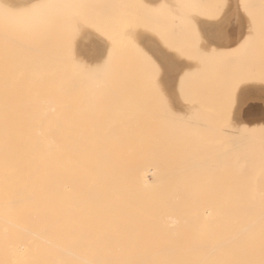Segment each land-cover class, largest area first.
<instances>
[{
    "label": "bare ground",
    "instance_id": "bare-ground-1",
    "mask_svg": "<svg viewBox=\"0 0 264 264\" xmlns=\"http://www.w3.org/2000/svg\"><path fill=\"white\" fill-rule=\"evenodd\" d=\"M35 5L45 2L0 0V264H264V183L242 181L262 169L243 171L245 148L197 156L195 139L191 147L172 124L170 139L166 123L104 122L97 76L17 58L28 29L20 32L18 11ZM36 6L30 24L44 14ZM194 125L180 126L192 135Z\"/></svg>",
    "mask_w": 264,
    "mask_h": 264
},
{
    "label": "rangeland",
    "instance_id": "rangeland-1",
    "mask_svg": "<svg viewBox=\"0 0 264 264\" xmlns=\"http://www.w3.org/2000/svg\"><path fill=\"white\" fill-rule=\"evenodd\" d=\"M42 1L45 2V6H35L43 10L45 15L35 20L31 19L33 26L30 24L32 15L29 11L35 6L22 7L18 11V22L21 21L18 25L22 23L25 26L19 25L20 32H24L25 28L28 29L22 37L25 42H21L22 45L20 43L19 48L14 49L17 58L19 56L22 60L23 57L29 59V63L27 60L25 63L31 66H33L30 63L32 59L50 58L54 59V66L56 63V66L61 69L64 65L66 74L71 75L72 71L76 75L80 73L85 76H97V81L100 80L99 91H101L99 95L101 99L97 107L102 111L98 114L102 120L105 117L104 122L108 120L110 123H117L128 120V122H146L153 125L166 123V127L172 124L176 127L164 126L168 129V135L172 132L170 139L174 137L176 129H178V135L182 134L184 140H189L187 144L195 139L197 156L199 151H202L203 155L204 147L223 146L230 149L235 146L234 143L238 144L239 150L236 152L235 146V154L240 155L239 151L245 148L241 159L245 152L247 155L246 157L244 155L245 159L243 157L242 163L250 165H243V171L253 170L255 175L256 171L258 173L262 169V174L260 172V175L253 176L255 178L253 182L250 177L251 171L246 172L250 181L253 183L256 181L254 185L250 184V181H245L246 178L242 180L243 175L232 181H238L239 185H245L243 182H246V186L248 183L252 187L262 186L264 183V177L262 178L264 174V166H262L264 163V0ZM46 3H49V6ZM36 27L39 32L41 31L39 34L35 33ZM230 28L236 29L238 34V41L231 48L223 46V38ZM34 34L37 35V43ZM39 35L42 36L40 39ZM242 37H244L243 40ZM26 42L27 45L24 47L23 44ZM49 45L52 46L51 49ZM73 69H76L74 70L76 72ZM68 70L71 71L68 72ZM179 76H183V80L180 77L181 82L178 81ZM255 93L262 98L258 97L255 100L252 97ZM248 94L250 99L246 97ZM247 112L250 114L247 115ZM260 112L261 115L256 118ZM191 114H195L194 118ZM148 115L149 118H147ZM190 116L192 119L187 121ZM248 116L250 118H247ZM252 117L255 119L253 120ZM180 125H194L192 128L195 132H191L194 134L186 135L189 127ZM171 127L175 133L169 131ZM182 129L184 131H179ZM211 139H215L214 142ZM233 139L237 141L241 139V142H235ZM230 140H233V143ZM242 140L245 141L243 145ZM252 140L254 141L249 144L248 142ZM169 142L172 143V141ZM184 145L182 146L188 149ZM189 145H192L191 142ZM190 146L189 148L192 147ZM184 148L182 150H186ZM155 152L159 155L163 151L159 149ZM248 152L250 156L251 153L256 156L255 160L254 156L250 160L247 158ZM226 153L228 154L227 151ZM197 163L198 161L195 160V164ZM256 167H258L257 170ZM222 177L224 176L216 180L223 181ZM197 178H195L198 180L195 181L197 185L200 182L203 183L198 173ZM225 184L227 185L223 183Z\"/></svg>",
    "mask_w": 264,
    "mask_h": 264
},
{
    "label": "crops",
    "instance_id": "crops-1",
    "mask_svg": "<svg viewBox=\"0 0 264 264\" xmlns=\"http://www.w3.org/2000/svg\"><path fill=\"white\" fill-rule=\"evenodd\" d=\"M233 39V40H232ZM238 41V34L236 29L232 30L231 28L229 29V32H227V34L225 35V37L223 38V46L225 47H233L235 46V43ZM231 42V43H230ZM230 44L227 45V44Z\"/></svg>",
    "mask_w": 264,
    "mask_h": 264
}]
</instances>
